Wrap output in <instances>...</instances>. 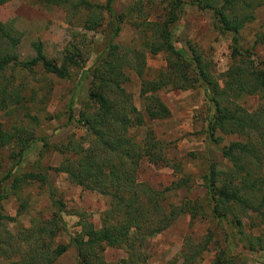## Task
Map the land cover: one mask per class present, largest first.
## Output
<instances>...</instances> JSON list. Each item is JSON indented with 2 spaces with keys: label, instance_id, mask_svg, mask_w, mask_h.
<instances>
[{
  "label": "trees",
  "instance_id": "obj_1",
  "mask_svg": "<svg viewBox=\"0 0 264 264\" xmlns=\"http://www.w3.org/2000/svg\"><path fill=\"white\" fill-rule=\"evenodd\" d=\"M6 1L0 0V5ZM41 1L61 7L67 22L98 33L100 40L91 45L94 57L85 69L83 53L72 43L59 62L45 55L39 41L30 43L31 56L20 58V33L11 22L0 21V111L10 118L8 127L0 123V149L7 150L5 165L0 161V264H55L69 247L75 264H144V241L186 215L190 221L203 217L210 226L198 238L183 236L174 264H201L210 246L213 254L208 264H251L247 255L233 253L232 248L264 251V57L254 52L264 40V26L254 32L250 46L243 45L241 32L255 21L263 0H130L118 10L113 7L116 0ZM185 5L207 13L212 28L229 37L230 63L219 78L212 73L211 60L194 44L175 45L173 30ZM123 25L136 34L130 44L118 41ZM146 53L164 58L165 65L152 75ZM72 68L79 69L78 79L88 80L76 119L83 133L50 145L61 159L48 169L106 196L108 202L98 227L85 212H76L78 229L68 233L61 215L64 206L49 192L53 212L47 217L34 214L23 226L16 222V216L28 210L23 190L35 182L46 184L47 173L22 171V158L34 141L49 146L45 136L35 132L37 113L44 110L52 89L50 77L67 79ZM127 73L138 80L140 107L125 87L130 81ZM15 76L20 79L15 81ZM198 86L212 108L207 141L212 145L223 141L218 149L228 165L222 169L214 158H207L199 176L204 189L201 201L185 196L169 202L168 194L190 188L191 179H175L160 189L138 181L141 158L165 161L163 145L150 129L140 132V128L145 117L169 116L158 96L160 90ZM246 97L259 102L247 110L240 103ZM72 104L70 98L68 120L73 119ZM224 136L232 138L226 141ZM9 196L18 204L15 216L3 209L2 202ZM62 233L65 243L57 240ZM107 247L122 250L124 256L105 261L102 252Z\"/></svg>",
  "mask_w": 264,
  "mask_h": 264
},
{
  "label": "rangeland",
  "instance_id": "obj_2",
  "mask_svg": "<svg viewBox=\"0 0 264 264\" xmlns=\"http://www.w3.org/2000/svg\"><path fill=\"white\" fill-rule=\"evenodd\" d=\"M90 1L104 2V0ZM129 1L116 0L113 7L118 10ZM0 21L11 22L15 30L20 33V41L17 45L20 58L31 56L33 51L30 43L39 41L45 55L59 62L64 50L72 43L83 53L85 59L83 68L85 69L90 66L94 57V54L90 52L91 45L100 40L98 33L86 31L67 22L65 12L61 7L44 4L41 0H8L2 3ZM262 26H264V0L256 12L255 21L241 32L243 45L250 46L255 38L254 32L259 31ZM135 37V32L128 25H123L118 41L126 45L132 43L137 38ZM173 39L176 46L187 47V43L194 44L211 60V70L217 78L230 63L229 37L213 29L209 15L194 7L184 6V12L174 27ZM254 52L260 58L264 57V40L255 45ZM145 62L151 75L165 65L161 54L146 53ZM127 74L130 81L125 87L131 93L133 103L140 107L138 80L131 73ZM79 75V69L72 68L70 77L67 79L50 77L52 89L44 110L37 113L39 125L35 128L37 135L45 136L49 146L46 148L41 146L39 141H34L24 154L20 167L22 171L46 170L47 183L40 185L35 182L23 190L28 201V210L25 214L16 216V222L23 226L28 225L29 218L34 214L47 217L53 212L48 200L49 192L64 206L61 215L68 233H73L78 229L76 212H85L89 220L98 227L99 215L106 208L108 202L106 196L84 189L70 182L63 173L51 170L58 165L61 155L53 151L50 145L63 141L70 134L79 136L83 133V128L76 119L81 103L86 97L88 80L78 79ZM15 79L17 81L20 77L15 76ZM158 96L167 106L169 116L159 120H148L145 117L144 126L140 128V132L149 129L152 131L154 138L163 145L165 161L152 163L147 157L141 158L136 171V179L147 183L154 189H160L169 185L172 180L190 178L192 183L190 188L180 187L169 193L166 200L175 203L186 196L189 199L196 198L201 201L204 189L200 186L199 176L205 171L207 158H214L222 169L228 165L218 149L223 141L217 145H212L207 141L205 129L212 108L206 100L203 89L199 86L186 90L162 89L158 92ZM70 98L73 101L72 120L67 118ZM258 102L256 97H246L240 103L250 110ZM0 123L4 127L10 124V118L4 116L1 111ZM231 138L225 137L224 139L228 141ZM6 155L7 150L0 149L2 165H5ZM49 167L51 169H48ZM2 204L6 214L15 216L18 204L13 196H9ZM209 226L210 223L203 217H197L191 221L187 215L180 217L169 228L144 241L143 250L147 256L144 264H174L179 257L183 236L189 234L193 238H198ZM219 231L220 228L217 227L215 232H218L219 242L222 243ZM262 232L264 233V228ZM57 240L67 242L63 233L59 234ZM232 252L247 255V260L251 264H264V251L248 252L237 245L232 248ZM102 254L108 262L116 261L124 256L122 250L109 247L104 249ZM212 254L213 250L210 246L209 250L203 254L201 264H208ZM74 258V251L69 247L55 264H75Z\"/></svg>",
  "mask_w": 264,
  "mask_h": 264
}]
</instances>
